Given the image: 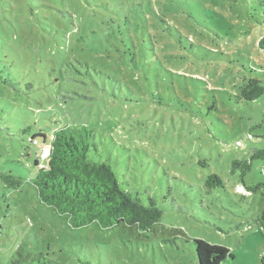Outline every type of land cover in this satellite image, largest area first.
Returning a JSON list of instances; mask_svg holds the SVG:
<instances>
[{
  "label": "rangeland",
  "instance_id": "1",
  "mask_svg": "<svg viewBox=\"0 0 264 264\" xmlns=\"http://www.w3.org/2000/svg\"><path fill=\"white\" fill-rule=\"evenodd\" d=\"M263 37L264 0H0V264L18 249L198 264L195 239L230 249L224 264H264V198L231 171L264 149V95L241 97L264 82ZM66 124L91 128L90 157L163 211L151 230L73 229L40 200L30 141ZM244 181L264 183V160Z\"/></svg>",
  "mask_w": 264,
  "mask_h": 264
},
{
  "label": "trees",
  "instance_id": "2",
  "mask_svg": "<svg viewBox=\"0 0 264 264\" xmlns=\"http://www.w3.org/2000/svg\"><path fill=\"white\" fill-rule=\"evenodd\" d=\"M261 44L264 49V37ZM263 95L264 82L260 78H250L243 85V100L256 101ZM94 138L91 128L75 124H66L50 134L41 133L32 138L30 142L37 149L34 184L40 200L53 207L58 214L67 216L73 229L88 227L93 223L102 229H111L124 223L139 230H151L160 221L163 211L152 199L146 204L124 188L111 165L90 157ZM45 146L51 148V155L41 160V150ZM255 160H264V149H253L248 159L234 160L231 171H241L244 188L250 193L259 192L264 198V183L248 186L244 181ZM42 162L44 167L41 166ZM5 179L11 180L14 187L20 185V181L11 176ZM205 185L209 190H226L225 182L215 173L208 175ZM262 214L261 224L264 212ZM194 243L198 264H224L231 257L230 249L223 245L211 244L203 239H195ZM12 264L60 263L48 254L18 249L17 258Z\"/></svg>",
  "mask_w": 264,
  "mask_h": 264
},
{
  "label": "built area",
  "instance_id": "3",
  "mask_svg": "<svg viewBox=\"0 0 264 264\" xmlns=\"http://www.w3.org/2000/svg\"><path fill=\"white\" fill-rule=\"evenodd\" d=\"M51 155V148L49 146H45L44 148H42L41 150V160H46L50 157ZM41 166H45L44 162L41 163Z\"/></svg>",
  "mask_w": 264,
  "mask_h": 264
}]
</instances>
